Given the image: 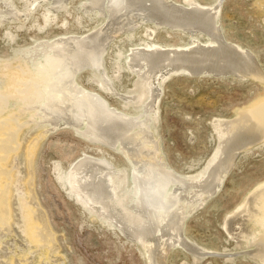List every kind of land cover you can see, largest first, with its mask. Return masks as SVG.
I'll list each match as a JSON object with an SVG mask.
<instances>
[{"label":"rangeland","instance_id":"obj_1","mask_svg":"<svg viewBox=\"0 0 264 264\" xmlns=\"http://www.w3.org/2000/svg\"><path fill=\"white\" fill-rule=\"evenodd\" d=\"M53 1L3 0L2 2L0 0V87L5 85L9 74L11 75L16 69H21L23 63L27 61L31 64L36 57H39L41 54L37 52L43 51L45 45L52 43L53 39L66 35L79 37L89 35L108 21V15L100 16V12L95 10V12H85L84 0H68L66 5L62 6L61 4L58 6ZM200 1L206 5H218L217 20L222 33L234 43L256 53L260 65L258 66L264 71V0ZM55 5L59 7L57 10L56 7L54 8ZM13 9L16 11L14 12ZM136 26L133 27L134 30L125 31L116 36L104 52L102 70L106 72L109 79L111 78V89L103 86L105 84L97 83L95 78L97 73L88 68L77 75L78 81L88 89L98 92L112 107L119 110L134 114L145 113L148 110L152 115L150 121L152 132H154L152 144L157 142L162 158L181 173L180 177H195L198 172H203L201 171L203 165L217 144L212 123L218 118H233L240 111L249 110L263 103L264 83L255 76L241 78L232 75H191L184 72L169 74L163 79H156L157 82L154 81L158 83H155L156 85H159L160 94L156 110L152 112L149 94L141 101H138L139 98L136 97L138 96L135 93L138 77L128 66L130 57L128 53H131V49L144 40L183 44L187 43L191 36L182 29L172 30L149 20ZM197 34L199 36L197 40L205 41L203 32L194 33V35ZM148 35L152 38L149 39ZM46 50L50 51L49 48ZM43 54L41 57L47 58L52 52H43ZM23 80L17 81L19 89H15L17 93L18 90L21 93L17 94L14 91L11 99L8 98L6 103L1 102L2 107H6H3L4 112L0 115V121L8 116H18L14 117L12 126L19 129L17 146L14 145L17 149L11 154L6 165L7 169L14 175L17 174L19 178L10 186L11 231L9 233L6 229L0 230V233L2 232L0 237L6 233L4 235L6 237L0 238V245L2 243L3 246H1L6 248L5 258H1L2 262L4 260L3 264H17L16 261L19 262L20 259L26 260L23 264H151L148 250L145 251L146 246L133 237H127L111 223L113 221L104 216V212H101L99 207L92 208L94 212L86 207L83 208L68 188L69 184L67 185L64 180L65 175L85 156H101L111 159L114 168L126 170L127 177L131 181L137 156L128 157L125 150L120 147L116 151L100 143H94L89 136L81 135V131H84L83 127L77 130L65 120L56 123V126L55 123L51 124L50 120L47 122L48 119L45 120L44 116H38V113L43 114L37 107L38 103H34L35 106L29 104V106L24 105L26 108L23 107L21 104L24 103L20 104V101L28 86L25 81L23 83ZM20 82L22 83L19 85ZM20 87L25 90L22 91ZM132 96L137 100L132 99ZM32 105L34 110L29 108ZM12 109L17 112L19 110L21 113L26 112L17 114ZM29 110L36 113V117ZM31 115L33 119L29 117ZM39 118H43L46 123ZM47 129L48 131L40 136V133ZM34 139H39V145L30 168L27 149ZM150 149L153 150V146ZM30 170L33 175L30 174ZM29 180L33 184L36 199L32 203L30 197L26 203H30L31 209L37 210L40 207L44 211L47 223L54 234L52 244L57 247L54 251L51 249L47 251L46 247L37 246L38 243L31 241L26 230L23 218L25 208L21 205L22 203L20 204L17 188H22L27 193ZM188 182L186 183L189 184ZM14 183H17L16 186ZM130 183L127 186H130ZM263 185L264 142L238 154L233 168L222 179L220 188L215 194L212 193V196L207 197L205 202L198 201L203 197L202 192H199V195L196 194L199 198L194 197L193 193L192 201H190L189 197L192 196L195 186L189 184L187 191L182 192L181 199H184L182 200L185 204L184 209L188 211V216L183 219V233L192 247L187 248L184 244L180 246L176 244L167 254L166 263L261 264L255 254L257 247L250 239L251 234H254L260 226L257 222L260 217L256 216L252 220H241L243 217H235L232 232L226 230L224 224L226 217L234 215L246 199ZM171 189L173 188H169L168 192ZM183 195L186 197L184 198ZM129 196H126L128 197L126 200H120L122 206L119 204L117 206L123 207L125 212L128 204L126 211L133 213L134 209L136 211L138 209L131 204L134 201H131L132 198ZM259 205L261 201L258 202V207ZM95 213L101 216L98 217ZM35 226L38 225L34 224ZM253 226L256 229H253ZM246 234L249 236L247 239ZM6 242L12 246L7 245ZM192 248L196 250V254L190 251L193 250ZM199 248L202 252L204 251V255H199ZM250 252H254L255 255L253 256Z\"/></svg>","mask_w":264,"mask_h":264},{"label":"bare ground","instance_id":"obj_2","mask_svg":"<svg viewBox=\"0 0 264 264\" xmlns=\"http://www.w3.org/2000/svg\"><path fill=\"white\" fill-rule=\"evenodd\" d=\"M53 2L62 6L66 5L68 0H54ZM83 2H85L83 3L85 12L90 13L95 10L100 12V16L108 15V17L106 16L107 23L89 35L81 37L66 35L53 39L52 43L45 45L43 51L40 49L41 51L37 52L41 55L36 57L31 64L26 61L21 69L19 68L20 70L16 69L11 75L9 74L5 85L0 87V115L4 112L2 103H6L8 98L14 96V91L17 93L15 90L19 89L17 81L24 79L23 83L25 81L28 86L20 101V104L24 103L21 104L23 107H25L24 105L29 106V104L35 106L34 103H38V109L43 112L42 115H39L37 111L38 116H44L45 120L48 119L47 122L50 120L51 124L55 123L56 126V123L65 120L77 130L83 127L84 131H81V135L89 136L94 143H100L116 149V151L120 147L125 150L128 157L135 158L137 156V162L132 159L136 164L133 166L131 181L127 177L126 170L114 168L111 159L101 156H85L65 175L64 180H66L67 185L69 184L68 188L83 208L86 207L94 212L92 208L99 207L102 210L100 211L104 212V216L106 215L108 220L113 221L111 223L127 237H133L140 244L146 246L145 251L148 250L151 264H167V254L176 244L179 246L184 244L187 248L192 247L183 233V219L188 216V211L186 212L184 209L185 204L182 201L184 199H181L182 192H186V188L191 184L195 187L192 186L194 191L189 197L190 201H192L194 194L195 197L199 195V192H202L203 197L198 201L205 202L207 197L212 196V193L215 194L220 188L222 179L233 168L238 154L264 142V102L249 110L240 111L233 118L215 119L212 125L217 144L203 165L201 170L203 172H198L195 177L182 178L180 172L164 161L159 146L156 145L157 142L152 144L154 132L150 126L152 115L148 110L145 113L134 114L112 107L98 92L81 84L77 75L87 68L94 70L97 73L96 82L101 85L105 84L103 86L111 89V78L109 79L106 72L102 70L103 56H105L104 52L107 46L120 33L134 30L133 27H137V24L139 25L143 21L148 22V20L161 24L162 27L167 26L172 30L174 28L182 29L191 36L187 43L183 44H168V42L145 41L143 39L142 43L132 48L131 53H128L130 57L127 63L129 68L133 70L130 71L135 72L138 77L135 90L138 96H134L139 98L138 101L150 96L151 102L149 103L152 112L156 110L160 94L156 79H163L169 74L184 72L191 75H232L241 78L255 76L264 83V71L259 67L256 53L234 43L222 33L217 20L218 5H206L200 0H84ZM55 7L56 10L59 8L56 5ZM49 9L51 10V8ZM13 10L10 11L13 12ZM87 13L85 14L87 15ZM148 28L150 29V26ZM195 32H203L205 36L203 40L205 41L197 40L199 36L198 34L194 35ZM46 48H49L50 51H47ZM43 52H52V54L43 58L41 57L44 55ZM104 69L106 68L104 67ZM155 80L156 82H154ZM20 88L22 90V87ZM19 92L21 93L18 90ZM147 94L149 95L147 96ZM136 97L132 99L137 100ZM33 105L29 108L32 109ZM14 112L22 114L26 111ZM31 112L36 117V113ZM32 115L29 117L31 118ZM14 117L8 116L0 121V230L5 231L6 229L8 232L11 231L10 222L12 219L10 186L19 178L17 174L11 173L12 171H9L6 166L9 157L17 149L14 145L17 146L19 129H15L12 123L18 116ZM43 118L41 119L44 120ZM47 131L48 129L40 133V136ZM38 145L39 139H34L27 149L30 168L35 159ZM151 146H153V150L150 149ZM147 155L148 157H146ZM117 172L121 174H117ZM30 174L33 175L31 170ZM27 183H29L27 193L22 188L15 187L17 192L19 191L20 204L22 203L21 205L25 208L23 218L26 230L31 241L38 243L37 246L46 247L47 251L49 249L54 251L56 247L52 244L54 234L47 223L44 211L40 207L37 210L31 209L30 203H26L30 197L32 203L36 199L31 180ZM128 183L130 186H127ZM14 184L16 186L17 183ZM169 188L173 189L168 192ZM128 195L133 199L130 200L135 203L131 202V204L137 206L135 208L138 209L137 211L134 209L133 213L126 211L128 204L125 212L123 207L121 209L117 206V204L121 205L120 200H126ZM183 197L185 198L186 195ZM197 197L199 198V196ZM202 199L203 201H201ZM260 201L261 205L258 207ZM243 204L234 215L226 217L224 225L226 230L232 232L235 217H243L241 220H252L256 216L257 218L260 217L257 221L260 226L254 234H251L250 239L257 247L256 257L261 264H264V185L260 186L259 189L257 188ZM134 206L131 207L134 208ZM96 216L101 215L96 214ZM104 216L102 217L104 218ZM109 217H112V220ZM34 224L38 226L34 227ZM248 234L245 235L246 239L249 237ZM4 235L6 233L1 237H6ZM1 245L3 246L2 243ZM1 245L0 264H3L4 260L2 262L1 258H5L6 248ZM190 251L195 252L196 250ZM198 252L199 255H204V251L202 252L200 248ZM253 253L250 252V254ZM23 260L20 259L19 262H16L23 264L26 261Z\"/></svg>","mask_w":264,"mask_h":264}]
</instances>
